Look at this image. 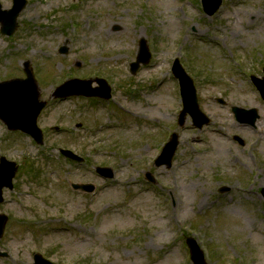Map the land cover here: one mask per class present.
<instances>
[{"label": "rangeland", "instance_id": "374dc122", "mask_svg": "<svg viewBox=\"0 0 264 264\" xmlns=\"http://www.w3.org/2000/svg\"><path fill=\"white\" fill-rule=\"evenodd\" d=\"M142 38L154 54L133 76L130 63ZM63 46L67 53L60 52ZM0 56V80L22 76L29 61L40 99L49 104L74 76L105 73L114 103L140 119L84 98L54 102L41 116L42 146L18 133L6 142L0 122V153L31 172L16 175L14 189H5L9 202L0 212L10 220L0 253L8 254L0 255V264H33L36 251L59 264H193L186 232L200 241L209 264H264V99L251 79L264 77V0H223L212 16L202 0H28L14 36L0 32ZM176 58L194 77L200 106L211 118L202 129L189 115L178 124ZM161 77L163 86H154ZM234 105L256 108V127L239 123ZM86 119L93 127L117 122L121 129L76 127ZM173 131L180 135L174 165L157 167ZM61 147L89 162L69 164ZM97 165L114 167L117 180L99 177ZM148 171L155 187L146 186ZM72 181L102 189L92 197L74 190ZM226 185L230 190L222 193ZM64 225L70 227L59 229Z\"/></svg>", "mask_w": 264, "mask_h": 264}, {"label": "water", "instance_id": "95a60500", "mask_svg": "<svg viewBox=\"0 0 264 264\" xmlns=\"http://www.w3.org/2000/svg\"><path fill=\"white\" fill-rule=\"evenodd\" d=\"M204 6L206 11L209 14L214 13L217 8L220 6L222 3V0H203ZM26 0H15V7L11 11H5L1 12V5H0V22L2 21L4 23V32L11 34L15 27H16V19L17 16L19 15L20 11L23 9V6H25ZM150 59V54L148 47L146 45V42L143 40L141 43V53L140 56L138 57V61L133 64L132 66V71L134 72L140 65L141 62H148ZM175 72L176 75L180 77L182 87H183V94L185 97L186 101V110L183 112V115H186V113L189 111L197 125L200 127L204 124L207 123L208 117L200 110L198 101H197V96H196V89L194 87L193 79L185 72L179 61L176 62L175 66ZM30 77L27 80H19L18 82L16 81H10V82H4L0 84V91L4 92V97L2 99H5L3 102V107L5 111H0V117L3 119L9 120V115H13L17 118L24 119L28 116H30L31 124L33 127V134L39 139L40 135L38 134L37 130L35 129V122L41 112V110L44 108L45 104H37V107L34 109L33 112H28V110L31 109L30 107V102L35 100L37 101L39 93L37 91V87L35 85L34 79L32 77V73H28ZM259 82L264 83V80H259ZM83 82L80 81H70L69 83H66L64 86L61 87L60 94L63 95H70V94H86V95H91L90 91H88V86L82 87V88H76L77 84H81ZM91 83V82H89ZM70 86V87H75L70 90H63L65 87ZM29 92H33V97L29 98V102L25 103L27 98L29 97ZM263 95H264V90H263ZM11 99V100H10ZM234 111L236 113V116L239 121H245L249 122L251 124H255L257 118L259 117L257 110L252 109V110H246L238 107H234ZM12 127L14 128H23L27 129L24 125H21L18 120H15L11 122ZM176 137L174 140L171 142L169 148L170 151L167 152V158L165 159V162L171 165V160L175 151L176 147ZM67 152V151H66ZM69 153V152H67ZM5 165V163L3 164ZM11 166H14V164H11ZM6 170L4 169L0 170V198L1 196V189L4 185H10L12 178L15 174L16 169L13 168V170L6 175ZM109 171V170H108ZM107 170L105 172H108ZM104 172V171H103ZM106 175H108L106 173ZM5 179V181H3ZM7 221L6 216H1L0 215V236H2L5 224ZM191 246H192V253H193V259L196 264H205L204 257L202 252L199 250L198 246L196 245V242L194 240H189ZM38 262L39 264H51L42 258L38 257Z\"/></svg>", "mask_w": 264, "mask_h": 264}]
</instances>
